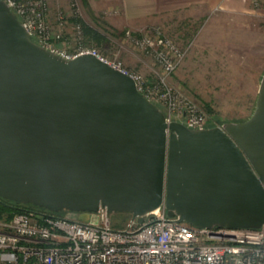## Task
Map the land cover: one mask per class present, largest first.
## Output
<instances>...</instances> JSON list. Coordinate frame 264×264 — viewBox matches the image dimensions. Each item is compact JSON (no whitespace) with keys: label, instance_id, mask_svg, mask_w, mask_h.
<instances>
[{"label":"water","instance_id":"water-1","mask_svg":"<svg viewBox=\"0 0 264 264\" xmlns=\"http://www.w3.org/2000/svg\"><path fill=\"white\" fill-rule=\"evenodd\" d=\"M0 196L56 213L165 207L199 226H261L264 73L248 118L190 128L95 54L35 41L0 0Z\"/></svg>","mask_w":264,"mask_h":264},{"label":"built area","instance_id":"built-area-1","mask_svg":"<svg viewBox=\"0 0 264 264\" xmlns=\"http://www.w3.org/2000/svg\"><path fill=\"white\" fill-rule=\"evenodd\" d=\"M6 1L32 38L46 48L66 58L93 53L129 74L141 93L164 106L168 120L208 127L209 115L191 103L179 104L168 86L169 75L186 54L172 40L146 34L132 38L148 54L160 50L155 79L149 80L85 43L80 0H71L70 9L57 11L54 18L50 0ZM119 11L114 7L104 13ZM126 34L130 37V31ZM32 212L0 217V264H264V224L199 226L176 220L165 207L143 218L131 214L123 228L113 226L104 206L85 211L86 219L74 210L63 215L46 208Z\"/></svg>","mask_w":264,"mask_h":264},{"label":"rangeland","instance_id":"rangeland-1","mask_svg":"<svg viewBox=\"0 0 264 264\" xmlns=\"http://www.w3.org/2000/svg\"><path fill=\"white\" fill-rule=\"evenodd\" d=\"M56 2L55 13L70 9L71 0ZM80 2L83 26L88 23L111 33L103 46L86 39L85 43L95 46L108 58L120 59L146 79H155L160 50L148 54L133 43V37L144 34L152 39L164 37L172 40L179 49H185L181 64L168 77V86L179 104L191 103L209 115L208 127L244 120L253 112L264 73V12L258 10V2L252 11L233 12L220 8L181 11L166 24L147 23L139 27H117L110 23V14L104 11L113 6L103 9V6L93 4V0ZM127 31H130V37ZM160 106L165 111L164 106ZM67 211L64 209L57 214L63 215ZM81 212L85 211H76ZM110 216L114 227L123 228L131 213L112 211Z\"/></svg>","mask_w":264,"mask_h":264},{"label":"crops","instance_id":"crops-1","mask_svg":"<svg viewBox=\"0 0 264 264\" xmlns=\"http://www.w3.org/2000/svg\"><path fill=\"white\" fill-rule=\"evenodd\" d=\"M93 4L120 8L117 14H110L108 20L117 27L143 26L147 23H168L178 12L213 9L244 12L252 11L255 2L257 8L264 12V0H93ZM56 0H50V14L55 17ZM78 217H85L79 213Z\"/></svg>","mask_w":264,"mask_h":264},{"label":"trees","instance_id":"trees-1","mask_svg":"<svg viewBox=\"0 0 264 264\" xmlns=\"http://www.w3.org/2000/svg\"><path fill=\"white\" fill-rule=\"evenodd\" d=\"M84 33L87 42L100 46H103L104 41L108 40V37L111 36L110 32L99 30L98 28L88 23H84ZM34 208L45 209L32 203H22L0 196V217L10 218L16 212H26L29 214H33L32 209Z\"/></svg>","mask_w":264,"mask_h":264}]
</instances>
